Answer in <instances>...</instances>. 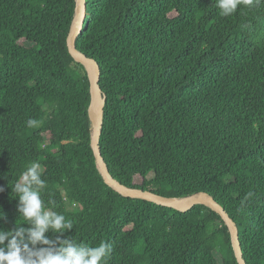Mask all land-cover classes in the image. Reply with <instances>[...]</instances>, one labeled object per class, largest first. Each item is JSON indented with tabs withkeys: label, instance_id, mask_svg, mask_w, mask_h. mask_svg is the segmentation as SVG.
<instances>
[{
	"label": "trees",
	"instance_id": "1",
	"mask_svg": "<svg viewBox=\"0 0 264 264\" xmlns=\"http://www.w3.org/2000/svg\"><path fill=\"white\" fill-rule=\"evenodd\" d=\"M86 1L76 46L100 66L112 176L165 198L212 195L246 264H264V0L230 16L216 0ZM75 9L76 0H0V228L21 223L11 188L35 161L42 198L73 223L66 236L109 243L106 264H238L207 207L182 213L104 181L88 72L67 44Z\"/></svg>",
	"mask_w": 264,
	"mask_h": 264
},
{
	"label": "clouds",
	"instance_id": "2",
	"mask_svg": "<svg viewBox=\"0 0 264 264\" xmlns=\"http://www.w3.org/2000/svg\"><path fill=\"white\" fill-rule=\"evenodd\" d=\"M258 2L260 0H216V7L221 16H230L241 5L251 8ZM40 123L36 119L26 121L28 127H37ZM41 167L33 161L11 188V193L16 194L14 200L18 202L21 223L12 229L0 228V264H106L112 253L109 243L101 241L89 246L66 236L72 231L73 223L54 210L55 201L46 203L42 198L47 181L42 178ZM3 191L0 187V192ZM252 195L249 192L247 197ZM3 219L6 213L0 209V220ZM48 233L55 238H50Z\"/></svg>",
	"mask_w": 264,
	"mask_h": 264
},
{
	"label": "water",
	"instance_id": "3",
	"mask_svg": "<svg viewBox=\"0 0 264 264\" xmlns=\"http://www.w3.org/2000/svg\"><path fill=\"white\" fill-rule=\"evenodd\" d=\"M86 17L87 1L76 0L74 23L68 36L67 44L71 56L77 63L83 65L88 72L91 95L90 106L88 109L92 128L91 146L96 158L97 166L104 181L125 198L143 200L159 206L174 209L182 213H186L199 205L207 207L211 211L218 214L225 222V225L228 227L231 235L232 246L238 264H246L240 244L238 228L235 225L234 221L230 218L229 214L222 206L219 205V203L212 195L206 192H199L195 195L181 199L165 198L153 191H144L142 189L129 188L116 180L110 173L108 165L102 155L100 146V140L104 125L105 109V100L102 98V92L99 84L101 77L100 66L96 60L89 58L88 56L78 51L76 46L77 39L83 32V26L85 24Z\"/></svg>",
	"mask_w": 264,
	"mask_h": 264
},
{
	"label": "rangeland",
	"instance_id": "4",
	"mask_svg": "<svg viewBox=\"0 0 264 264\" xmlns=\"http://www.w3.org/2000/svg\"><path fill=\"white\" fill-rule=\"evenodd\" d=\"M73 208V207H72Z\"/></svg>",
	"mask_w": 264,
	"mask_h": 264
}]
</instances>
